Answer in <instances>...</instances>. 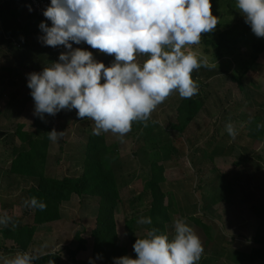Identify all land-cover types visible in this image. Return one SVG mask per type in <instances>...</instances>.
<instances>
[{
  "label": "rangeland",
  "instance_id": "374dc122",
  "mask_svg": "<svg viewBox=\"0 0 264 264\" xmlns=\"http://www.w3.org/2000/svg\"><path fill=\"white\" fill-rule=\"evenodd\" d=\"M6 1L10 0H0V4ZM230 3L231 6L226 1L211 0L212 14L219 18L223 17L224 23L245 21L240 10L236 8V2L231 1ZM83 44L85 46L82 50L92 52L94 60L103 58L110 65L115 62L114 54H104L102 57V52L92 49L85 42L80 44L81 47ZM80 45L73 46V49ZM60 48L61 45L57 46V49ZM191 49L205 56L203 47L196 45L191 46ZM62 50L68 51L65 46ZM249 52L252 54L251 49ZM246 53L248 52L245 51V55ZM207 57L210 63H215L209 56ZM238 57L237 59L240 58ZM146 59L147 57L142 55L137 56V62L141 64ZM240 59L217 62V67L214 69L200 68L192 73V78L198 84V91H204L206 105L197 122L185 134L182 135L170 128L175 120V106L180 98L178 91H174L152 112L147 122V124L156 123L158 129L152 128L154 131L151 135H144L146 126H142V131L139 132L134 128L133 138L119 143L122 157L119 165L120 182L123 199L128 208L129 199L138 196L148 178V161L145 155L141 154V148L144 145L143 138L146 137L147 147L152 149L155 146L154 149L162 157V164L166 168L167 182L164 190L173 191L177 195L180 218L176 220H184L193 228L204 249H210L215 253H218L217 249H221L220 263L228 261V256L233 251H244L254 246L255 239L264 233V140L260 138V132L264 127L257 128L256 138L250 136L247 128L255 118L260 119L259 125H264V53L254 65L250 66L243 80L244 89L239 88L231 80L233 76L243 72L242 63L249 58L247 56V58ZM53 61L54 63L59 62V55L55 54ZM6 62H8L7 59L0 57V68L2 65L6 66ZM35 72L41 73L42 71ZM30 73L33 72L22 74L25 85L20 82L21 80H16L17 85L6 89L0 101V108L4 112V115L0 117V216L5 214L10 216L12 218L10 225L13 227L31 224L33 221L32 215L27 214L26 210L15 204L20 189L10 187L6 163V158L14 146L11 135L14 133L16 124H23L28 130L40 120L37 115H34L35 103L30 94L31 89L27 86ZM17 92L19 93L17 102L10 106L11 94ZM77 111L73 108L63 109L54 116L44 114L45 127L64 132L62 138L51 142L49 174L52 176L64 177L80 173L82 146H84L83 131L93 129L94 121L89 118H79ZM226 116L229 117L227 121ZM228 122H231L238 132L235 139L225 130ZM136 125L141 124L138 122ZM107 133L111 134L110 142L117 139L116 134L110 131ZM154 140L158 143L153 144ZM213 140L222 144L221 149L224 153L232 149L234 156H250L260 168H250L245 173H241V170L235 166V159L224 155L219 157L216 166H213L203 159L202 154L195 152L199 148L208 149L209 143ZM259 155L262 159L256 160V156ZM198 170L201 171L200 174ZM220 175L221 177L227 176V180L217 179ZM236 177L238 179L233 181ZM201 179L204 181L202 185ZM228 180L232 182L229 183ZM199 186L204 188L199 190ZM216 191H218L217 195ZM254 207L257 212L254 211ZM62 209L63 220L40 227L36 237L37 244L29 253L35 256L62 253L66 264H74L68 259L65 249L77 248L75 235L81 232L88 242L89 250L80 255V260L97 264L91 255L92 240L90 237L96 221V206L81 203L80 199L75 196L74 200L65 204ZM139 212L138 209L129 210L127 215L130 217L132 213L133 216ZM121 214L117 216L119 231L123 245L131 250L128 236L126 237L125 229L122 227L127 215L125 212ZM189 217H197L211 228L212 239L207 238ZM1 227L3 226L0 225ZM135 229L138 235L145 237L149 225L136 222ZM222 239L225 240L224 245ZM17 252L20 251L14 243L0 236V264H4L5 259L12 258Z\"/></svg>",
  "mask_w": 264,
  "mask_h": 264
},
{
  "label": "clouds",
  "instance_id": "9594fccd",
  "mask_svg": "<svg viewBox=\"0 0 264 264\" xmlns=\"http://www.w3.org/2000/svg\"><path fill=\"white\" fill-rule=\"evenodd\" d=\"M236 8L252 32L264 37V0H236ZM211 9V0H51L43 14L52 26L41 22L45 35L40 40L68 51L41 73L29 74L34 115L43 120L44 114L54 116L74 108L79 118L94 121L93 135L110 131L122 139L133 122L146 125L174 91L182 98L193 97L198 84L192 73L217 67L191 49L200 44L202 33L218 25ZM70 41L114 54L115 62L106 67L94 60L92 52L73 49ZM140 55L148 57L142 64L137 62ZM225 130L233 139L238 135L231 122ZM63 135L53 128L48 138L56 142ZM24 203L40 211L47 208L36 196ZM11 222L7 214L0 216L5 228ZM137 222L151 225L152 218L140 217ZM174 233L169 239L155 227L148 229L133 245L137 258L125 255L114 258V264H197L204 253L199 236L184 220L174 221ZM37 259L29 252H17L4 264H34Z\"/></svg>",
  "mask_w": 264,
  "mask_h": 264
},
{
  "label": "trees",
  "instance_id": "16d2710c",
  "mask_svg": "<svg viewBox=\"0 0 264 264\" xmlns=\"http://www.w3.org/2000/svg\"><path fill=\"white\" fill-rule=\"evenodd\" d=\"M222 1H226L229 6L232 5L231 1L236 2V0ZM30 9L25 0H10L0 4V57H4L8 61L6 66L2 65L0 68V101L6 89L17 85L16 80H21L20 82L25 85L22 76L24 72L43 71L45 67L54 63L53 56L55 54L60 55L64 52L63 45L57 49V46H47L40 40V37L45 35L39 27L42 20ZM218 20L219 23L212 32L202 33L201 42L198 45L204 48L205 56H209L216 63L230 62L231 59L238 61L241 60L240 58L248 56L249 59L242 63L243 72L231 78L239 88L244 89L243 80L247 76L250 66L254 65L264 53V37H257L252 32L251 26L245 21L224 23L223 17H218ZM84 46L85 44L77 48L83 49ZM250 49L252 54L249 52ZM245 51L248 52L246 55ZM104 54L106 53H101L102 57ZM142 56L147 57L146 55ZM106 60H108L107 57ZM97 61L103 62L106 67L111 66L110 64L106 65L103 58ZM201 68L208 70V68ZM102 81L104 80L102 79ZM203 93L204 91H198L191 98L180 97L178 99L174 112L176 117L170 125L172 130L183 135L197 122L206 105ZM18 94V92L11 94L10 106L16 104ZM2 115L4 112L0 108V117ZM228 118L226 116V121ZM259 122L260 119L255 118L247 127L250 136L254 138H256L255 133ZM139 123L141 125L137 126L138 122H133L128 135L122 139L117 135V139L112 142L109 139L111 134L102 132L100 135H93L92 128L90 131H83L84 146H82L80 173L64 177L49 174L52 141L48 138V133L51 129L45 127L44 120L40 119L32 129L28 130L25 125L17 123L14 133L11 135L14 146L6 158L7 174L10 187L20 189L15 204L26 210L27 214L32 215L33 221L31 224L18 227H13L10 224L7 228L3 226L0 228V236L4 240L14 243L20 252L32 251L37 244L36 237L39 228L61 221L63 205L70 203L74 196H77L81 203L93 204L97 208L95 228L90 236L92 240L91 255L97 264H114V258L125 255L137 258L133 249L137 240L134 235V226L140 217L150 216L152 224L149 225V229L155 227L159 229L160 234H167L171 239L175 234L174 221L180 218L179 203L177 195L173 191L166 192L164 190V185L167 182L166 168L162 164V157L154 149L155 146L152 149L147 147L146 137L143 138L144 145L141 148V154L145 155L148 161V178L138 196L129 199V208L123 199L119 174V165L122 162L119 143L133 138V130L142 131V126H146V131L143 128L144 135H151L154 131L152 128L158 129L156 123L153 122L146 125L144 122ZM79 132L81 131L79 130ZM260 138L264 140V129L260 132ZM152 143L157 144L158 142L154 140ZM221 145L220 142L216 143L213 140L209 143L208 149L199 148L195 152L202 154L203 159L213 166H216L217 159L223 155L234 158L235 166L241 170V173H245L250 168H260L254 163L252 157L234 156L232 149L224 153ZM261 159V155L256 156V160ZM198 172L201 173L200 170ZM217 179L227 180V176L221 177L220 175ZM237 179L238 177L233 181ZM200 183L202 185L204 181L201 179ZM199 188L201 190L204 187L199 186ZM217 193L218 191H216V195ZM32 196L43 200L47 204V208L40 211L26 207L25 200ZM135 209L140 212L133 216V213H130L131 216L128 217V211ZM253 209L257 212L255 207ZM124 212L127 215L126 227L131 233V250L122 244L118 234L117 216ZM189 219L204 232L207 238L212 239L211 228L207 227L201 219L197 217H189ZM262 234L255 239L254 246L244 251H233L229 254L228 261L224 263H220L221 249H217L218 253L204 249L197 264H264V233ZM75 241L78 244L76 249H65L68 259L75 264H91L80 261V255L89 250L83 233L77 232ZM223 242L225 243L224 239H222L224 245ZM38 257L39 259L35 260L34 264H49L50 261H53L54 264H62L64 261L62 253H50Z\"/></svg>",
  "mask_w": 264,
  "mask_h": 264
},
{
  "label": "built area",
  "instance_id": "2783aa9c",
  "mask_svg": "<svg viewBox=\"0 0 264 264\" xmlns=\"http://www.w3.org/2000/svg\"><path fill=\"white\" fill-rule=\"evenodd\" d=\"M26 3L30 6V8L32 9V11L38 15V17H40V19L42 20V22H44L48 27L52 26V22L50 20H48L45 16H44V11L51 5V0H25ZM72 46H78L77 44H75L74 42H71Z\"/></svg>",
  "mask_w": 264,
  "mask_h": 264
},
{
  "label": "crops",
  "instance_id": "0c3cea01",
  "mask_svg": "<svg viewBox=\"0 0 264 264\" xmlns=\"http://www.w3.org/2000/svg\"><path fill=\"white\" fill-rule=\"evenodd\" d=\"M17 44H19L20 45V43H18V42H16ZM86 43V42H85ZM87 44V43H86ZM90 46V45H89ZM98 50V49H97ZM106 65H109V63L107 62L106 63ZM75 197V196H74ZM73 200H74V198H73ZM72 200V201H73ZM71 201V202H72ZM70 202V203H71ZM67 204H69V203H67ZM65 205V204H64ZM63 205V206H64ZM63 208V207H62ZM95 214H96V216H97V209H96V212H95ZM119 215H122L121 213L119 214ZM63 220V209H62V219H61V221ZM61 221H59V222H61ZM59 222H56V223H59ZM137 222V221H136ZM56 223H54V224H56ZM50 225V224H49ZM117 225H118V234H119V237H120V240H121V242H122V244H123V240H122V236H121V234H120V231H119V228H120V226H119V223H118V219H117ZM122 227L125 229V234H126V237L128 236V240H129V242H130V234L131 233H129V230L127 229V227H126V222L124 221V225H122ZM94 228H95V226H94ZM93 228V229H94ZM40 229V228H39ZM128 233V234H127ZM37 235H38V233H37ZM134 235L136 236V238L137 239H139V238H144V237H141L140 235H138L137 233H136V229H135V226H134ZM124 236V235H123ZM84 238V237H83ZM85 239V238H84ZM131 244V243H130ZM134 259V258H133ZM65 261V260H64ZM63 261V263L62 264H66L65 262ZM80 261H82V260H80ZM75 264V263H74Z\"/></svg>",
  "mask_w": 264,
  "mask_h": 264
}]
</instances>
